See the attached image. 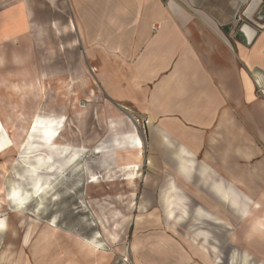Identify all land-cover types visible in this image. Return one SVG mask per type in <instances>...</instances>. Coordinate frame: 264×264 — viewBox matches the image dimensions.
I'll return each mask as SVG.
<instances>
[{
  "label": "rangeland",
  "instance_id": "rangeland-1",
  "mask_svg": "<svg viewBox=\"0 0 264 264\" xmlns=\"http://www.w3.org/2000/svg\"><path fill=\"white\" fill-rule=\"evenodd\" d=\"M257 1L261 7L251 11ZM240 2L217 5L218 22L233 23L226 34L235 41L242 28L237 21L247 20L255 29L254 21L264 19V0ZM38 12L33 34L0 41V52L8 50L10 56L4 53L0 70V113L11 117L24 111L22 120H8L15 125L14 143L26 140L21 150L0 158V220L5 222L0 264H192L186 223L171 232L167 221L183 222L176 217L187 214L186 197L171 188L169 175L156 173L158 120L110 99L109 90L119 89L118 82L110 86L103 67L94 72L95 60L88 54L97 30L80 31L79 20L68 18V11L66 18L63 12L54 16L64 20L50 31L51 14L42 6ZM154 26L160 31V24ZM238 47L232 41L236 55ZM235 61L240 72V57ZM14 72H24V82L43 80L40 99L33 83L17 82L24 95L11 96L16 81L5 88L2 79ZM135 135L142 141L140 151L134 149ZM170 138L178 151L182 137ZM193 162L202 166L196 156ZM168 192L182 198L175 214L166 203ZM185 255L190 259L182 262Z\"/></svg>",
  "mask_w": 264,
  "mask_h": 264
},
{
  "label": "crops",
  "instance_id": "crops-1",
  "mask_svg": "<svg viewBox=\"0 0 264 264\" xmlns=\"http://www.w3.org/2000/svg\"><path fill=\"white\" fill-rule=\"evenodd\" d=\"M220 1L0 0V41L33 34L39 6L52 16L50 31L64 20L54 16L63 12L66 18L68 11L80 31L97 30L88 54L94 72L103 67L109 85L118 82L110 99L158 120L156 173L169 175L171 188L186 197L187 214L176 217L183 222L167 221L171 232L186 223L192 264H264V19L254 21L255 29L237 21L242 28L235 41L226 34L233 23L218 22ZM261 5L254 2L251 11ZM207 16L217 22L208 23ZM154 24L161 25L158 33ZM244 26L252 31L251 41ZM8 52H0V70ZM20 76L24 72L4 74L5 88L15 81L33 83L40 99L43 80L24 82ZM10 118L22 120L24 111L3 116ZM170 135L182 137L178 151ZM185 256L182 262L189 261Z\"/></svg>",
  "mask_w": 264,
  "mask_h": 264
},
{
  "label": "bare ground",
  "instance_id": "bare-ground-1",
  "mask_svg": "<svg viewBox=\"0 0 264 264\" xmlns=\"http://www.w3.org/2000/svg\"><path fill=\"white\" fill-rule=\"evenodd\" d=\"M244 33H246L250 39V41L252 40V31L249 27L244 26L243 27ZM104 58V57H103ZM1 63V61H0ZM11 87H13L14 89L10 91L11 96H17L21 99V97H23L24 95V88H21L19 86V84L17 82L11 84ZM27 87V86H25ZM26 89H34L33 87L30 88H26ZM6 114V113H5ZM3 116L4 113H0V158L5 156L7 153H9V151H12L14 149H22V147L25 145L26 140L22 141V143L16 144L14 143L12 136H10V132L14 129V124L12 123V121L9 120V122L3 123ZM134 149H142V141L139 138L138 135H135L134 138ZM184 165V164H183ZM183 170L185 174H188V168L186 167V165L183 166ZM178 195H176L175 193H167V198H166V203L167 206H169L170 211H172L175 214V205H177V202H179L180 204L182 203V198L181 196L177 197ZM176 198V199H174ZM174 199V200H173ZM174 206V207H172ZM173 214V215H174ZM260 224V223H259ZM259 224L257 226H259ZM87 243V242H86ZM87 245H91L93 248L98 249V247L95 245L94 242L92 243H87ZM1 263V262H0ZM11 264V263H10Z\"/></svg>",
  "mask_w": 264,
  "mask_h": 264
},
{
  "label": "clouds",
  "instance_id": "clouds-1",
  "mask_svg": "<svg viewBox=\"0 0 264 264\" xmlns=\"http://www.w3.org/2000/svg\"><path fill=\"white\" fill-rule=\"evenodd\" d=\"M15 196V193H13V197ZM5 227V222L0 220V228H4Z\"/></svg>",
  "mask_w": 264,
  "mask_h": 264
},
{
  "label": "built area",
  "instance_id": "built-area-1",
  "mask_svg": "<svg viewBox=\"0 0 264 264\" xmlns=\"http://www.w3.org/2000/svg\"><path fill=\"white\" fill-rule=\"evenodd\" d=\"M153 30H154L155 32H158V31H159V26H154V27H153Z\"/></svg>",
  "mask_w": 264,
  "mask_h": 264
},
{
  "label": "snow or ice",
  "instance_id": "snow-or-ice-1",
  "mask_svg": "<svg viewBox=\"0 0 264 264\" xmlns=\"http://www.w3.org/2000/svg\"><path fill=\"white\" fill-rule=\"evenodd\" d=\"M48 135H51V133H48Z\"/></svg>",
  "mask_w": 264,
  "mask_h": 264
}]
</instances>
